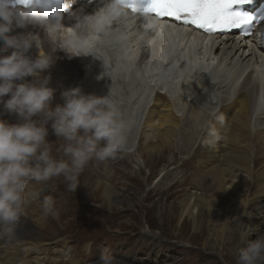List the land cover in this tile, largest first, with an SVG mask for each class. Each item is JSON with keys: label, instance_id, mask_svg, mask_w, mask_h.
<instances>
[{"label": "bare ground", "instance_id": "bare-ground-1", "mask_svg": "<svg viewBox=\"0 0 264 264\" xmlns=\"http://www.w3.org/2000/svg\"><path fill=\"white\" fill-rule=\"evenodd\" d=\"M101 2L104 0H96L90 6H99L100 13L103 8ZM128 16H123L121 23H116V19H109L113 37L104 44H95V55L78 56L83 65L77 62L75 56L69 57L64 50L53 52L54 65L42 73L51 75L50 86L57 89L52 106L62 103V99L58 97H61L60 90L63 87L81 86L85 94L93 93L98 96L106 95L111 90L110 98L119 102L121 117L129 125L126 135L131 151L126 155H134L136 141L141 147L138 157L146 161L171 146H180V150L188 154L192 151V154L196 153L197 165H200L201 169L209 167L205 170V184L199 181V187L204 193L195 191L194 187L187 184L180 194L175 196L174 193L176 209L173 210L177 211L180 218H185V223L190 222L194 230L204 234L202 243L205 249L223 255L222 250L226 248L237 258L239 240L245 232L247 236L243 246L247 245L250 236L255 234L257 237L264 233V110L254 116L259 87L258 81L252 76L253 72L247 74L243 80L238 79L256 63L252 49L234 37H226V40L220 43L207 38V43H204L194 35L198 50L194 55V62L199 63L201 48L208 53L202 69L193 68L184 75L174 72L171 65L177 63L170 62L168 69L163 67L166 70L161 71L162 69L156 67L159 63L155 52L161 38L156 33H165L163 38L165 44H168L172 31L163 26H153L144 33L146 28H142L138 21ZM89 20L88 25L85 24L84 18L75 20L70 16L64 17L59 32L52 37L53 42H63L71 32L76 36L77 42L84 44L95 34L100 40L101 32H95L93 27V24L101 25L98 24L99 15L96 13L94 20ZM82 23L84 25H80ZM27 29L38 32L40 51H46L47 40L39 33L40 29L32 25ZM117 33L124 37L126 48L118 46L119 43L113 39ZM103 37H107L105 31ZM189 37L190 34L180 33L176 47L177 55L189 47ZM145 39L155 43L154 54L146 51L143 46ZM36 50L38 49L34 47L31 54L36 55ZM165 53L166 45L163 48V54ZM94 56L102 57L105 66L96 64ZM126 58L133 61L129 63ZM170 58L168 56V61ZM141 62L145 67L149 65L146 75L139 70ZM89 64L93 67L91 71ZM255 74L263 84L264 72L260 73L257 69ZM111 79L114 80L112 83ZM0 118L9 122L17 119L15 115L4 111L2 104ZM210 132L213 135H209ZM194 139H197L196 146L193 145ZM142 149L144 151L141 154ZM96 186L102 190L107 200L121 202V190H125L123 186L118 192L115 187L105 183L96 182ZM206 189L210 192H206ZM161 191L163 190L159 192ZM53 219L55 215H48L47 218L40 216L33 222L44 227V221L47 223ZM31 224L30 222L27 225L24 234L31 233L34 228ZM146 237L159 241L157 237ZM22 240L27 241L25 237ZM24 245L26 249L34 247L28 241ZM19 251L4 250L5 256L0 262L13 264L14 255L18 257L17 264H23L24 255ZM129 264L161 263L157 259L145 261L132 258Z\"/></svg>", "mask_w": 264, "mask_h": 264}, {"label": "clouds", "instance_id": "clouds-1", "mask_svg": "<svg viewBox=\"0 0 264 264\" xmlns=\"http://www.w3.org/2000/svg\"><path fill=\"white\" fill-rule=\"evenodd\" d=\"M69 8L68 0H0V104L17 118L16 122L0 118V237L18 234L26 209L49 181L63 177L67 190L75 191L90 161L114 160L131 151L129 125L121 117L119 102L110 98L111 90L98 96L85 94L81 86L63 87V103L52 106L57 89L50 86L51 75L42 73L54 65L53 52L61 49L69 57L95 55L71 36L53 42ZM128 9L125 0H106L100 14L115 19ZM29 25L46 37L48 49L43 53L38 32L14 31ZM34 47L36 55L31 54ZM52 204L50 197L44 198L43 218ZM246 236L247 232L239 240L237 264H264V233L243 246ZM97 249L100 255L90 264H127L109 247ZM81 251L90 255L93 242H85Z\"/></svg>", "mask_w": 264, "mask_h": 264}, {"label": "rangeland", "instance_id": "rangeland-1", "mask_svg": "<svg viewBox=\"0 0 264 264\" xmlns=\"http://www.w3.org/2000/svg\"><path fill=\"white\" fill-rule=\"evenodd\" d=\"M22 31L30 30L23 29ZM36 52L38 53V50ZM101 90L105 91V89ZM58 98L62 99L61 97ZM183 137L185 138V135ZM49 139L55 140V137L50 135ZM59 143L61 142L55 141V144ZM142 144L144 146L143 142ZM196 144L197 139H194L193 145L196 146ZM140 148L138 141H136L133 156L124 155L103 162L90 161L82 172L85 177L83 180H78V187L75 191L67 190L63 177L49 181L43 187V190L39 192V195L48 196L51 194V200L52 198H58L52 200L53 204L49 213V215H55V219L49 220L47 223L44 221V227H41L33 222L35 220L34 213L29 212L27 208L25 216L18 226V234H23L27 230L29 221L34 226L31 235L33 236L36 231H39L38 237L41 242H45L48 237L60 233L61 235L56 239L75 236L89 224L98 227V233H104L107 231L105 222L115 224L121 222L123 229H128L129 226L136 229L137 236H142L143 232L157 236L161 242V250L162 247L167 250L169 245L172 246L171 250L179 256H181L180 253L184 256L190 255L188 258L185 257V260L191 263L199 261L202 264H237V258L226 248L222 250L223 255L211 253V251L205 249L203 247L204 234L201 231L194 230L190 222L185 223V218H180L177 211L174 212L173 210L176 209L174 193H176L175 196L180 194L181 191L186 189L187 184L194 187V190L199 186V176L198 174H190L191 170H198L202 173L200 182L204 185L207 181L205 171L207 167L200 170L201 168L199 169L194 161L195 155L187 158L193 151L188 154L180 150V146H171L170 149H164L162 153L147 158L148 162L138 157ZM143 151L142 149L140 153L142 154ZM183 161L185 165L191 168L185 173H183ZM108 172H114L116 182L105 181ZM182 174H186V177L181 178ZM163 176L165 178H162ZM176 180L178 181L174 182ZM96 182L115 187L117 192L123 186L125 190H121V202L118 200L115 203L104 198L102 190L96 186ZM209 183L211 184L210 180ZM113 184L114 186H112ZM165 188L168 189L165 190ZM160 190L163 191L159 192ZM208 191L209 189H206V192ZM40 196L34 199L29 206L35 205V207L42 210L43 204ZM109 212H112L110 217L107 216ZM93 219L94 221H92ZM255 238L256 235L254 234L249 237L248 241ZM189 245L197 247L199 250L191 248ZM148 250L149 248L145 246L141 255L144 256Z\"/></svg>", "mask_w": 264, "mask_h": 264}, {"label": "snow or ice", "instance_id": "snow-or-ice-1", "mask_svg": "<svg viewBox=\"0 0 264 264\" xmlns=\"http://www.w3.org/2000/svg\"><path fill=\"white\" fill-rule=\"evenodd\" d=\"M254 0H125L133 11L173 17L186 25H194L206 33H225L240 29L250 34L254 24L264 25V11L259 14L244 9Z\"/></svg>", "mask_w": 264, "mask_h": 264}]
</instances>
